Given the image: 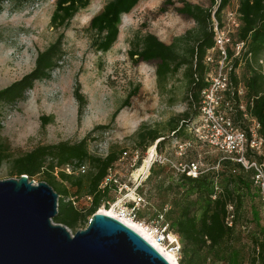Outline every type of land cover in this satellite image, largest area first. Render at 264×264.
<instances>
[{
	"label": "trees",
	"instance_id": "1",
	"mask_svg": "<svg viewBox=\"0 0 264 264\" xmlns=\"http://www.w3.org/2000/svg\"><path fill=\"white\" fill-rule=\"evenodd\" d=\"M30 1L32 0H0V10L7 3L15 10ZM139 1L108 0L90 18L87 31L93 50L107 52L112 47L118 37L122 15L129 13ZM230 1L206 0V4H203L193 0H181V5L176 11L191 19L195 23L194 28L175 37L170 43L163 42L150 32L135 33L129 41L127 50V56L133 62L156 61L155 77L159 87L165 84L169 76L183 67L187 86L186 99L189 108L192 109L191 113L184 111L166 121L167 135L159 128L141 124L133 136L134 149L143 153L149 146L155 145V150L161 154L165 143L175 138L179 140L178 144L193 143L194 146L214 150L217 154L215 157L210 155L205 157L206 162L209 163L208 167L205 169L200 167L196 177L187 175L185 171H178L176 183L170 181L167 187L171 198L170 207L165 212V220L168 229L170 228L177 235L179 241L178 264H218L219 262L242 264V256L236 246L240 241V232L236 227L240 218L244 216V199L248 196L251 187H255L257 191L253 182V168L246 169L233 159L232 155L228 156L197 140L191 131L200 123V91L207 84L205 75L208 70L204 56L206 50L214 44L212 15L221 26L225 9ZM89 3L90 0H54L49 26L57 32V36L43 50L37 52L34 66L28 73L0 89V106L24 100L27 91L33 88L36 81L50 78L51 72L59 66L64 54V30L74 15ZM160 10L165 11L163 7H160ZM236 10L239 26L231 33V39L233 43L244 42V47L232 58V62L234 68L244 63L246 71L242 76L232 71L231 79L236 87L239 85L243 87L244 93L241 99L244 102L245 112L258 121L260 125L258 135L264 140V73L250 66L251 57L256 58L264 50V0H238ZM233 53L234 51L228 47V55L232 56ZM136 90L129 93L112 112L110 123L128 104L130 96ZM73 97L77 104V121L80 122L87 105V98L81 91L79 81L75 82ZM237 101L239 99L236 96L233 103ZM234 108L232 115L234 124L249 136L248 123L243 112L236 105ZM53 120V115H40V127L44 129ZM106 126H94L77 142L64 140L38 144L18 155H14L8 141L0 137V168L6 162L10 177L18 178L25 174L29 180L43 174L41 180L48 183L58 194L57 214L53 217V221L62 223L70 229H75L78 225L84 226L88 223L89 217L101 206L108 208V205L115 201L110 196L112 192L117 191L116 182L110 180L103 186L102 182L108 176L114 162L126 149L110 148L104 156H99L91 154L87 148V140L92 132L95 129H104ZM245 157L260 163L264 160V153L255 154L247 151ZM189 162H195V159H189L185 163ZM81 163L87 164V170L82 174L67 173L63 169L66 165ZM166 166L172 168L169 163H153L146 178L149 180L154 175H159ZM163 181L164 179H159L160 184ZM141 185L136 188L138 193H142ZM70 188L74 191L71 192ZM86 195L90 196L87 206L75 205L76 201ZM228 205L232 206L231 210H228ZM137 212H140V208ZM228 220L231 221L230 225ZM172 236L177 240L174 235ZM251 246L250 264H264V233L261 230L251 236Z\"/></svg>",
	"mask_w": 264,
	"mask_h": 264
},
{
	"label": "rangeland",
	"instance_id": "2",
	"mask_svg": "<svg viewBox=\"0 0 264 264\" xmlns=\"http://www.w3.org/2000/svg\"><path fill=\"white\" fill-rule=\"evenodd\" d=\"M107 1L90 0L89 5L79 10L71 19L64 30L62 60L51 72L49 79L36 81L33 88L27 91L24 100L0 106V137L8 141L14 155L29 151L38 144L64 140L77 142L96 125L107 126L104 129H95L89 136L87 148L91 154L104 156L110 148L131 152L134 149L133 136L141 124L159 128L167 135L166 121L170 117L184 111L192 112L186 99L187 86L183 67L159 87L155 77V60L133 62L127 56L129 41L135 33L150 32L163 42L170 43L175 37L195 27L191 19L176 11L181 5V0H140L129 13L122 15L118 37L112 47L107 52H97L90 46L87 26L90 18ZM193 1L206 4V0ZM237 3L238 0H231L225 10L236 9ZM160 7L165 11H161ZM53 9L54 0H32L19 9L13 10L7 3L0 10V89L28 73L34 66L37 52L43 50L57 36V32L49 26ZM250 66L264 73V50L256 58L251 57ZM235 71L237 75L242 76L246 65H239ZM76 81H79L81 91L87 98L80 122L77 121V104L73 97ZM134 90L136 92L130 96L128 104L110 123L112 112ZM42 114L54 117L53 122L47 124L44 129L40 127L39 121ZM178 143L179 140L173 138L165 143L161 151L162 156L169 159L166 163L172 168L164 167L159 175H154L149 180L144 179L148 161L152 159L153 153L160 154L154 145L141 154V160L135 166L130 167L127 160L118 158L110 170V177L116 179L117 185V191L112 192L110 196L115 201L124 195L125 202H130L135 186L139 182L141 185L145 180L141 185L142 193L136 190L144 199L139 207L140 212H137V219L154 227L161 228L167 223L165 212L170 207L171 198L167 187L170 181L176 183L178 164L195 159L201 169H205L209 164L205 157L217 155L214 150L194 146L193 143L180 151ZM150 150L152 155L148 158ZM85 165L87 168V164ZM214 166L217 167L216 164ZM63 169L65 170V167ZM72 169L76 171L72 167L69 168L71 172L65 171L82 174L72 172ZM6 178L10 176L8 164L4 162L0 168V180ZM160 178L164 179L162 184L159 182ZM41 179L43 174L36 175L31 180L37 183L43 181ZM119 187L123 189L119 190ZM69 190L74 191L73 188ZM75 205L87 206L88 203L80 198ZM123 205L121 200H117L112 208L108 205L107 209H111L118 218L126 219L117 214V208ZM238 222L236 229L240 232V241L236 246L242 256L241 263L250 264L251 236L259 230L264 233V216L259 193L253 186L244 199V216ZM86 225L68 229L73 234ZM166 232L168 238L163 245L171 250L174 242L169 238V234L176 237L175 241H178V238L168 227ZM175 254L178 259L180 252Z\"/></svg>",
	"mask_w": 264,
	"mask_h": 264
},
{
	"label": "water",
	"instance_id": "3",
	"mask_svg": "<svg viewBox=\"0 0 264 264\" xmlns=\"http://www.w3.org/2000/svg\"><path fill=\"white\" fill-rule=\"evenodd\" d=\"M58 194L25 174L0 180V264H171L119 219L96 211L73 234L57 214Z\"/></svg>",
	"mask_w": 264,
	"mask_h": 264
},
{
	"label": "built area",
	"instance_id": "4",
	"mask_svg": "<svg viewBox=\"0 0 264 264\" xmlns=\"http://www.w3.org/2000/svg\"><path fill=\"white\" fill-rule=\"evenodd\" d=\"M238 26L239 20L236 9L225 10L223 24L221 26L214 15H212L214 44L211 48L206 50L204 56V63L208 70L205 75L207 84L200 91V123L198 126L192 128L191 131L197 140L222 151L228 156L232 155V158L240 162L246 169H254L253 182L259 193L261 209L264 216V160L258 163L255 160L250 161L245 157L247 151L255 154H263L264 140L258 135L260 126L258 121L245 112L244 102L241 99L244 93L243 87L240 85L236 87L231 79V72L236 69L233 67L232 58L238 55L240 50L244 47V42L240 41L233 43L231 39V33ZM228 47L234 51L232 56L228 55ZM236 96L239 101L233 103ZM235 105L243 112V116L247 120L249 136L233 122L232 115L235 110ZM188 145H190V143L186 142L178 144V147L180 151H182ZM141 154L142 153L138 149H132L131 152L125 150L122 152L119 160L125 159L128 161L130 167H133L141 160ZM151 157L152 159L148 161V165L144 171V179L149 174V169L153 163L157 162L162 164L169 162V159L162 156V154L157 155L156 152L153 153ZM70 167L76 169V171L72 169V172L75 173H84L87 169L86 165L81 163L78 165H66L65 170L71 172L69 170ZM177 168L179 171H185L187 175L192 177H196L200 172L198 161L184 164L179 163ZM110 170L111 168L109 169L108 176L102 182V186L107 184L110 180L116 182L115 178L111 179ZM138 185H140V182ZM138 185H136L133 190L134 196L130 202H125L126 198L123 197L124 195L116 198V201L121 200L124 203L122 207L117 208V214L121 217L137 221L139 225L147 227L150 233L156 238L157 242L164 244L165 239L168 238L166 232L167 223L159 228L137 219V210L144 202V199L136 192ZM123 186L126 187V185ZM122 189L123 188L119 187V190ZM83 199L88 203L90 201V196L86 195ZM116 201L110 203L109 207L112 208ZM227 208L231 210L232 206L228 205ZM228 224H231L230 220H228ZM178 250L179 243L176 241L172 245L171 251L177 253Z\"/></svg>",
	"mask_w": 264,
	"mask_h": 264
},
{
	"label": "bare ground",
	"instance_id": "5",
	"mask_svg": "<svg viewBox=\"0 0 264 264\" xmlns=\"http://www.w3.org/2000/svg\"><path fill=\"white\" fill-rule=\"evenodd\" d=\"M151 155H152V150L149 151L148 158H150ZM98 211L100 213H104L116 217L117 219H119L120 221L131 227L132 229H134L136 232H138L147 241H149L171 264H178L176 254L173 251L169 250L167 247H165L163 244L158 243L156 238L150 233L147 227L143 225H139V223L134 220H130V219L126 220L127 218L126 219L118 218L112 213L111 209L108 210L107 208H100ZM169 238L171 239V241L176 242L171 234H169Z\"/></svg>",
	"mask_w": 264,
	"mask_h": 264
}]
</instances>
